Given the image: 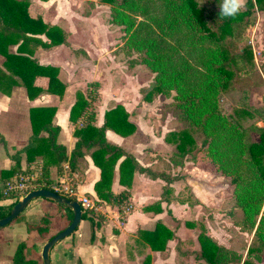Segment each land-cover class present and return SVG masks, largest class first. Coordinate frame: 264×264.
Returning a JSON list of instances; mask_svg holds the SVG:
<instances>
[{
  "label": "trees",
  "instance_id": "obj_1",
  "mask_svg": "<svg viewBox=\"0 0 264 264\" xmlns=\"http://www.w3.org/2000/svg\"><path fill=\"white\" fill-rule=\"evenodd\" d=\"M104 1L111 5L110 22L123 30V52L127 55H141V63L153 74L151 85L141 89L142 101L151 103L156 97L171 99L166 104L168 112L185 123L182 130L169 132L166 136V141L175 145V150L180 155L173 161L182 163L186 155L192 156L195 150L201 153L204 159L214 163L223 175L230 177L234 185L236 207L242 211V219L237 226L244 233H253L244 260L241 255L218 244L206 234H201L198 238L201 258L207 264H259L264 256V126L255 123L243 127L224 113L220 96L229 91L235 72L245 74L248 71L247 65L253 61L249 47L238 53H231L224 43L228 39L243 41V33L252 24L253 9L257 6L259 10L264 11V0H245L244 9L233 18L222 17L218 11L217 16L221 22L215 29L211 28L207 21L204 0ZM28 7L27 0H0V53L1 49L16 44L18 52L21 53L19 50L32 40L29 35H35L37 32L50 39L48 46L61 43L53 37V33L59 31L58 28L41 24L40 18H31ZM5 59L4 63L12 69V73L23 79L30 98L35 97L33 81L36 75L49 77L48 90L57 91L54 87L59 85L58 69L34 65L36 63L29 57L10 52L5 53ZM33 68L38 69L37 72ZM88 85L96 89L100 87L98 82ZM38 92L40 90H37ZM88 107L89 101L82 93H78V100L71 111L72 122L76 123ZM46 112L48 109H31L33 134L28 146V161L42 154L44 143L41 141L46 140L49 145L54 144L52 132L46 139L38 137L42 129L48 130L52 125L51 120L43 117ZM88 119L87 124L75 130V134L84 140L86 145L83 146L80 139L71 158L74 159L78 155L77 150L81 151L85 147L95 149L91 157L94 165L100 169V179L95 183L94 190L100 200L117 206L123 205L127 201L128 193L124 191L115 194L111 189L114 168L122 152L106 141L105 131L111 129L126 137L135 132L136 126L129 121L128 113L122 105H117L105 113L102 127L91 124L93 115ZM199 135H202V140H199ZM55 148L57 162L61 164L67 160L68 155L65 149H59L56 145ZM131 168L133 161L126 157L119 166L120 183L125 182L127 169ZM16 172L25 174L35 171H22L20 161H16L9 173ZM49 176L47 166H43L42 179L47 182V187L51 188L53 180ZM2 197L13 199V203L6 209L0 207V218L6 216L19 201L18 198L4 195ZM69 211V221L65 227L73 218L72 211ZM87 218L88 210L83 209V219ZM159 227L158 225L150 233L152 243L160 241ZM27 229L43 239L49 233L48 226L41 224L28 225ZM170 237L172 238L173 234L167 233L165 243ZM28 245L26 242L18 245L13 255L14 264H36L25 255ZM163 247L154 246L153 249L159 250ZM143 264H151L150 258L146 257Z\"/></svg>",
  "mask_w": 264,
  "mask_h": 264
},
{
  "label": "crops",
  "instance_id": "obj_2",
  "mask_svg": "<svg viewBox=\"0 0 264 264\" xmlns=\"http://www.w3.org/2000/svg\"><path fill=\"white\" fill-rule=\"evenodd\" d=\"M27 1L29 16L33 19L40 18L41 24L56 26L59 31L53 33V37L61 43L48 46L50 39L45 34L37 32L35 35H29L32 40L19 50L21 53L18 52V44L1 49L0 138L7 139L11 149L0 152V197L3 198L4 184L21 174L20 172L9 173L16 161H20L22 171L35 169L42 172V167L47 166L49 177L53 180L52 186L59 187L62 181L70 178L74 183L76 182L75 190L79 195L87 194L114 212L111 231L106 235L105 244H102L104 247L102 252H105L104 260L98 258L94 264H143L146 257L150 258L151 264H207L200 256L194 219L198 220L199 213H202L200 220L204 221V229L207 230L205 234L222 245L221 229L218 228V222L214 220V217L218 216L222 204L228 197L230 206H234L233 210L239 209L236 207L231 178L223 175L214 163L204 159L202 154L196 151L192 153L190 160L186 155L182 163L168 159L166 152L171 151L174 145L166 141V136L172 130L162 126L163 122L154 118V115H158L153 113L154 106L152 107L149 102L138 101L135 94L130 96L129 92L122 88L115 89L119 92L112 90L114 93L110 96L106 90L102 89L104 79L94 76V73L99 70L100 63L96 61V54L89 47H95L90 45L92 41L95 42L97 36L90 33L87 35L82 31L79 33L76 24L73 25L74 20H62L65 16L60 15L59 10L63 8V0ZM51 9L56 11V20L49 17ZM1 26L0 23V29ZM6 52L25 55L36 63L34 65L58 69L59 85L54 87L57 91L48 90L49 77L36 75L33 81L35 97L30 98L21 76L13 74L12 69L4 63ZM16 65L22 67L20 64ZM33 69L35 72L38 70ZM94 82L100 84L99 88H95L96 92H92L93 87L88 85ZM62 87L64 91L61 94ZM37 90L40 92L37 93ZM78 90L89 101V107L76 123H73L71 111L78 100L76 96ZM117 105L124 107L129 121L136 126L135 132L126 137L111 129L105 131L106 141L122 152L114 168L111 186L115 194L124 191L128 193L127 201L119 206L100 200L94 190L95 183L100 179V169L94 165L91 157L95 149L85 147L81 151L77 150L78 155L74 159L71 158L72 152L81 139L75 134L76 128L87 124L90 115H93L91 124L102 127L105 122V113ZM32 108L48 109L43 117L51 120L52 125L48 130L42 129L38 137L46 139L52 132L54 144H50V147L46 140L41 141L44 143L42 154L28 161V146L33 134ZM176 120L182 125L180 120ZM160 126L162 131L159 130ZM82 141V145L85 146V141ZM55 145L59 149H65L68 155L67 160L61 164L56 159ZM126 157L132 159L134 170L127 169L125 182L120 183L119 166ZM129 182L130 185H128ZM177 185L187 187L190 197H183V193L176 192ZM226 188L229 192L225 197L221 190ZM12 203L13 200L0 201V207L6 209ZM202 209H209V212L205 214ZM95 211L100 212L99 208ZM98 215H102V218L106 217L104 213H98ZM194 215L198 216L194 217ZM204 215H206L205 218ZM158 225L161 228L160 241L152 243L150 233ZM92 226L95 235H98L101 223H95ZM167 233H172L173 237L165 243ZM112 240L115 243H111ZM154 246L164 247L154 250ZM56 247L51 250L50 257ZM64 247L65 252L68 253L73 249L71 244H66ZM92 248H96L94 244L89 250ZM123 248H127V256L121 255L122 258L118 260V250ZM102 252L96 253L101 256ZM235 253L240 255L238 252ZM51 261H53L52 258Z\"/></svg>",
  "mask_w": 264,
  "mask_h": 264
},
{
  "label": "rangeland",
  "instance_id": "obj_3",
  "mask_svg": "<svg viewBox=\"0 0 264 264\" xmlns=\"http://www.w3.org/2000/svg\"><path fill=\"white\" fill-rule=\"evenodd\" d=\"M63 1V8L59 10L60 15L65 16L62 20H74L73 25L75 26L76 24L79 33L82 31L87 35L90 33L97 36L95 42L92 41V45L89 44L95 47L89 48L95 52L96 61L98 60L100 63L99 70L94 73V76L104 79L102 84L105 87L103 86L102 89L104 91L106 90L112 96L114 93L112 90L122 88L126 92H129L130 96L135 94L138 101L144 102L142 101L141 89L151 85L153 74L146 65L141 63V55L138 53L127 55L123 52V30L121 27L115 26L110 22L111 5L104 0ZM219 3L215 0H204L203 3L206 8L207 21L211 28L214 29L221 22L217 16ZM242 9H244V6ZM253 12L252 24L243 33V41L237 42L234 39H228L224 43L225 48L231 53H238L243 48L248 47L252 53L253 61L247 65L248 71L241 75L236 71L229 91L220 96V103L224 113L239 122L243 127H249L255 123L259 126H264V121H262L264 119V11L259 10L255 6ZM49 17L52 20H56V11L51 9ZM92 92H96L95 88H92ZM115 92L119 91L115 90ZM78 93H81V91L78 90L76 92L77 98ZM170 101L171 99L154 98L151 102L152 107L154 106L153 113L158 114L157 116L154 115V118L162 121V126H167L172 131L182 130L185 123L182 122L181 125L168 112L166 104ZM159 130L162 131L161 126ZM198 138L199 140L203 139L202 135H199ZM6 140L0 138V152L11 149V145ZM166 153L169 157L168 159L171 160L180 157L175 150V145L171 151ZM190 157L191 155H188V160H190ZM75 183L69 178L59 188L64 193H67L68 191L64 187L67 185L66 187L70 191L73 186L71 193L74 194V192H77L75 190ZM175 190L176 192L183 193V197H190V192L183 185H177ZM221 192L226 197L229 190L226 188L225 190H221ZM67 197L72 200H75L74 198H87L91 201L90 204H93L95 208H99L100 212L95 211V209H87L89 217L81 222L72 236L56 245L57 247L53 250L51 257L53 260L52 263L94 264V262L98 261V258L104 260L103 254L105 252H102V248H104L102 244H105L106 235L111 231L114 212L87 194L79 195L77 192L76 196L72 194L69 196L68 194ZM6 200L13 199L0 197V201ZM32 202L24 213L17 217L10 226L0 228V264H14L13 255L18 245L22 242L29 244L25 249L26 257L34 260L36 264H43L41 251L43 245L46 243L45 240L52 234L62 230L69 221L70 211L59 206L57 203L46 199H38ZM230 204L228 197L222 204L218 216L214 217V220L218 222V228L221 229L220 241L222 245L227 246L231 251L238 252L244 260L247 257V251L252 241L253 233L249 234L240 231L237 223L242 219V211L239 209L233 210L234 206H230ZM202 210L205 214L209 212V209ZM98 213H104L106 217L102 218V215H98ZM197 216L194 215V217ZM201 216L202 213H199L198 220L194 219L197 229L195 235L200 249L201 245L198 238L207 231L206 228L204 229V221L200 220ZM194 217L191 216V218ZM95 223H101V230L98 235H95V230L92 226ZM33 224L48 226L49 233L45 239L38 237L33 231L29 232L27 227ZM111 243H115V241L112 240ZM66 244L73 245V249L69 253L65 252L64 246ZM92 244L96 248L89 250ZM96 252L98 254L102 252V257ZM118 255V260L122 258L121 255L126 257L127 248L118 250ZM259 264H264V256Z\"/></svg>",
  "mask_w": 264,
  "mask_h": 264
},
{
  "label": "water",
  "instance_id": "obj_4",
  "mask_svg": "<svg viewBox=\"0 0 264 264\" xmlns=\"http://www.w3.org/2000/svg\"><path fill=\"white\" fill-rule=\"evenodd\" d=\"M39 198L50 200L57 203L59 206L69 209L73 213V218L69 225L63 230L54 235L48 240L42 247L41 258L43 264H53L50 257L51 250L61 241L70 237L80 225L83 219V210L80 203L77 200L69 199L61 194L54 192L50 189H38L29 192L23 198H21L9 211V213L0 218V228L10 225L17 217H19L27 206L34 200Z\"/></svg>",
  "mask_w": 264,
  "mask_h": 264
},
{
  "label": "built area",
  "instance_id": "obj_5",
  "mask_svg": "<svg viewBox=\"0 0 264 264\" xmlns=\"http://www.w3.org/2000/svg\"><path fill=\"white\" fill-rule=\"evenodd\" d=\"M65 181H62L61 184H64ZM47 183L44 179H42V172L41 171H35L33 173H25V174H19L17 175L14 179H11L9 181H7L4 184L3 187V195L5 197H12L14 199L20 200L21 198H23L25 195H27L29 192L34 191V190H38V189H50L54 192H57L59 194H61L62 196L67 197L68 194L69 196L72 194L73 196H76V193L74 192L71 193L73 190V186L71 188V190L69 191L68 187H64V189L66 191H68L67 193L63 192L61 188V186L57 187V186H52L51 188L47 187ZM68 198V197H67ZM75 200H77L81 207L82 210L85 209H96L93 204H90L91 201L88 200L87 198H82V199H78V198H74Z\"/></svg>",
  "mask_w": 264,
  "mask_h": 264
},
{
  "label": "clouds",
  "instance_id": "obj_6",
  "mask_svg": "<svg viewBox=\"0 0 264 264\" xmlns=\"http://www.w3.org/2000/svg\"><path fill=\"white\" fill-rule=\"evenodd\" d=\"M243 6L244 0H220L218 14L225 18H233Z\"/></svg>",
  "mask_w": 264,
  "mask_h": 264
}]
</instances>
